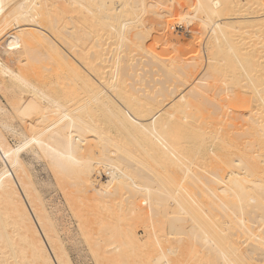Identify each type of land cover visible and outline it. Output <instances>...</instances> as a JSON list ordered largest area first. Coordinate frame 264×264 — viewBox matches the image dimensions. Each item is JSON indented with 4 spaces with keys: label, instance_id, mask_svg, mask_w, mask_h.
<instances>
[{
    "label": "bare ground",
    "instance_id": "bare-ground-1",
    "mask_svg": "<svg viewBox=\"0 0 264 264\" xmlns=\"http://www.w3.org/2000/svg\"><path fill=\"white\" fill-rule=\"evenodd\" d=\"M26 156L94 264H264V0H0V264H74Z\"/></svg>",
    "mask_w": 264,
    "mask_h": 264
},
{
    "label": "rangeland",
    "instance_id": "rangeland-1",
    "mask_svg": "<svg viewBox=\"0 0 264 264\" xmlns=\"http://www.w3.org/2000/svg\"><path fill=\"white\" fill-rule=\"evenodd\" d=\"M10 137L11 136H8V141L12 145H17V143L20 141L17 138L13 139V137H11V138ZM26 160L29 161V163H30L29 167L32 171V174L34 175V178L37 179L36 181L38 183H40L41 186L43 185L42 186L43 187V191H42L43 198L45 199V201H47V205H48L50 211H52L53 216L54 217L56 216L55 217L56 220L58 219L57 222H58V225H60L59 226L60 231H62L61 236L62 237L64 236L63 239H64L65 244L69 250L68 252H69L70 257L72 258L73 263L74 264H94V261L91 259L90 256L88 257V254L86 253L87 252L86 246L84 244H79L77 241L79 238L76 235V233H78V231H77L78 227L76 225L77 223L75 222V220H72L73 217H72V213L69 212L70 210L66 209V204L64 202L62 194L60 193L61 191H58L59 189H56L57 188V186L55 185L56 183L55 184L53 183L54 182L53 179H51V178L48 179L49 173H47L44 170L43 164L41 162L33 160L29 156H26ZM1 166L2 165L0 163V167ZM50 180H53V181H50ZM51 184H52V187H51ZM53 185H55V186H53ZM145 208H146V206H145ZM61 224H63V225H61ZM141 228L142 227L139 228L140 230L138 229V234H139V236L142 237L144 235L143 232H145V230H142ZM68 229L71 230L72 232L69 231ZM66 235H67V237H66ZM75 238H77V239L75 240ZM70 244H72V245H70ZM74 247H76V248H74Z\"/></svg>",
    "mask_w": 264,
    "mask_h": 264
}]
</instances>
